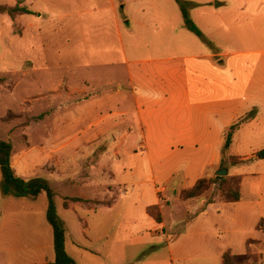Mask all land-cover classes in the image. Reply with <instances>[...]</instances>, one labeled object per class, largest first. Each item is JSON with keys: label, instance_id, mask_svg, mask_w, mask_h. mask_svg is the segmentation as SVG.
Returning a JSON list of instances; mask_svg holds the SVG:
<instances>
[{"label": "crops", "instance_id": "obj_1", "mask_svg": "<svg viewBox=\"0 0 264 264\" xmlns=\"http://www.w3.org/2000/svg\"><path fill=\"white\" fill-rule=\"evenodd\" d=\"M38 1L21 0L20 6L36 11L39 16L43 12L51 13L54 23L55 19L61 20L64 15L88 12L81 10L86 0H57L53 5L58 10L53 12L39 9V6L34 9V5H39ZM156 1L157 6L149 7L151 17L157 15L152 17L156 21L153 24L156 29L169 31L168 36L175 41L185 27L184 20L180 21V17L183 19L181 10L172 7L171 0ZM213 1H217L219 7H213L209 0L199 6L209 11L212 8L213 14L223 22L218 32L222 31L223 36L229 33L230 37L224 38L219 34L216 37L214 31L211 51L198 43L195 52L189 54L187 49H183L180 54L170 56L161 51L162 47L156 46L160 52H151L147 57H140L139 54L132 61L127 60L125 54L123 57L131 68L128 72L129 86L138 127L137 131L129 130L128 135L140 134L139 141L144 143L143 152L148 166L143 163L133 168L129 182L120 185L119 189L126 190L123 196H128L129 189L135 191L124 212L126 228L121 231L124 239L130 237L137 245L166 250L167 260L142 262L134 254L120 255L110 262L112 248L108 243L95 247L98 242L110 237V217L105 212L108 206L88 207L81 202H70L65 208L63 203L66 210L91 212V215H77L71 225L66 222V250L76 264H210L196 263L194 260L200 258L199 255H206L205 258L222 264L226 252L236 253L233 248L238 244L236 241L244 230L246 219H249L247 211L259 208L258 214L252 216L255 231L264 219L262 193L257 191L255 195L258 202H247L243 183L241 200L237 203L217 199L209 203L206 195L187 200L182 198L183 191L191 190L209 172L214 171L217 175L223 161L226 130L252 111H256L255 116L235 133L230 153V156L246 157L244 159L248 162L222 170H226L230 177H241L235 170L256 160V154L264 150V0H239L235 10L243 18L230 23L221 11L226 5L225 0ZM95 2V16L84 19L80 27L91 29L99 24L107 27L111 23L120 29L122 24L117 13L118 7L123 5L116 0ZM17 3L18 0H10L7 6H16ZM146 7H141V14H146ZM134 22V18L129 17L127 24ZM232 31L235 33L233 37ZM188 43L189 40L184 44ZM238 45L245 47L240 49ZM123 94L124 88L120 85L118 96ZM127 114L128 111L118 113L121 117ZM44 117L40 124L55 120L53 113ZM109 131L102 130L98 136ZM239 136L250 141L262 140V144L248 154L238 156L233 150L235 139ZM95 139L90 137L88 141ZM52 154L57 159L54 163L59 170L63 151L57 150ZM104 155L101 171H105ZM49 157L46 151L34 153L33 150H26L23 161L12 164L18 176L29 180L35 178V173L45 170ZM140 175H143L141 179ZM101 179L98 168L92 166L90 178L83 185L99 192L94 193V197H85L86 200L104 203L108 199L109 187L103 188L99 183ZM38 200L39 197L2 198L0 191V264H48L55 261L54 231L47 218V198L46 204L41 206L37 205ZM150 208L160 213V222L148 213ZM248 240L244 238L242 243L246 245ZM161 244L164 247H160Z\"/></svg>", "mask_w": 264, "mask_h": 264}, {"label": "rangeland", "instance_id": "obj_2", "mask_svg": "<svg viewBox=\"0 0 264 264\" xmlns=\"http://www.w3.org/2000/svg\"><path fill=\"white\" fill-rule=\"evenodd\" d=\"M18 1L20 5L21 0ZM55 1L39 0V5L33 8L39 6V9L53 12L58 10L53 5ZM171 1L172 7L179 11L180 6L176 0ZM181 1L188 8L193 22L201 29L204 39L183 27L175 41H171L169 31L156 29L153 24L156 21L152 17L157 15L151 17L149 13L150 6H157L156 0H116L123 5L118 7L117 13L122 24L120 29L111 23L107 27L104 24L91 29L80 27L84 19L95 16V0H86L82 5L81 10L87 13L64 15L61 20L55 19V23L52 21L53 15L47 12L39 16L35 11L31 12L32 15H18L14 18L0 13V136L13 145L12 162L23 161L22 156L26 150H33L34 153L46 151L50 154L45 170L33 176L51 185L56 193L57 212L68 225L75 222L77 215H91V212L82 209L66 210L63 203L67 199L73 197L92 204L99 203L85 199L94 197V193L99 191L83 185L90 178L91 167L98 168L102 176L99 183L103 188L108 186L110 191L108 199L103 203L109 208L105 212L110 217V237L98 242L95 247L108 243L112 248L110 262L120 255L136 254L142 262L166 261L168 257L167 251L162 248L154 250L150 245L133 243L130 237L124 239L121 231L126 228L124 212L135 191L129 189L128 196H123L126 190L119 189L120 185L129 182L133 168L143 163L148 166L143 152L144 143L139 141L140 134L136 132L128 135L129 130L137 131L138 127L133 112L132 89L129 86L128 72L131 68L123 61L124 54L127 60L132 61L139 54L140 57H147L151 52H160L159 47H156L160 46L166 55L176 56L183 49H187V54L194 53L198 43L204 44L211 51L214 31L216 37L218 34L224 38L230 37L229 33L223 36L222 31L218 32L223 22L213 14L212 8L209 11L199 6L207 0ZM238 1L225 0L226 5L221 11L229 23L243 18L235 10ZM9 2L0 0V5L7 6ZM209 2L216 7L217 1ZM124 4H127L125 8ZM145 5L148 10L143 15L141 7ZM129 17L135 20L131 25L127 24ZM180 21H183L181 17ZM35 24L40 27L37 28ZM240 33L243 34L241 28ZM233 35L234 31L231 37ZM187 40L189 43L184 44ZM242 47L245 46L240 49ZM120 85L124 88V94L118 96ZM122 111H128L129 114L121 117L118 113ZM52 113L55 119L52 123L40 124L45 115ZM255 114L252 111L243 119ZM109 129L105 135L98 136L102 130ZM90 137L96 139L88 141ZM260 144L262 140L250 141L239 136L235 139L233 151L238 156H244ZM57 150L63 151L59 170L54 163L57 159L52 157V153ZM231 151L232 148L228 152L222 149L224 162L220 170L234 166V159L242 161L238 165L248 162L244 159L246 157L230 156ZM103 155L104 169L108 174L100 170ZM235 171L242 175L240 178L247 202L259 201L255 196L257 191L262 193L264 199V159H256ZM142 177L140 175L139 179ZM216 177L220 176L211 171L204 178L216 181ZM225 177L231 180L236 176ZM216 182L205 194L209 200H219L218 187L221 182ZM42 204H46V194L39 196L37 205ZM258 209L256 207L251 212L247 211L246 217L249 219H246L244 230L239 233L236 241L238 244L233 248L236 253L231 251L233 256L238 257L233 259V264H264V221L261 226L258 224L259 233L253 228L252 216L258 214ZM153 214L160 217L157 211ZM244 238L251 240L244 245ZM199 256L194 260L196 263L221 264L215 259L205 258L206 255Z\"/></svg>", "mask_w": 264, "mask_h": 264}, {"label": "trees", "instance_id": "obj_3", "mask_svg": "<svg viewBox=\"0 0 264 264\" xmlns=\"http://www.w3.org/2000/svg\"><path fill=\"white\" fill-rule=\"evenodd\" d=\"M19 2L20 1H18V4L16 6L0 5V13L6 14L11 18H14L18 15H32L31 11H29L26 7H21L19 5ZM176 2L180 6L186 29L194 33L199 38L204 39L203 33L191 19L188 8L185 6V4L181 0H176ZM253 117L254 116L248 119L242 118L226 130L223 145L224 152H228L231 150L235 133L242 127L243 124L251 120ZM12 157L13 145L9 142L4 141L0 136V191L2 198L36 199L40 195L46 194L47 218L54 231V248L56 253L55 261L48 264H76L75 260L68 254L66 250V237L68 228L66 222L60 217L57 212L55 203L56 193L54 192L51 185L42 178H33L26 180L18 176L12 164ZM255 157L257 159L263 160L264 150L259 151ZM223 162L224 161H222L221 163L222 165ZM241 162L242 161L234 159V161H232V164L235 166ZM217 180L221 182L218 187V197L220 201L225 203H237L241 200L242 180L240 176L233 177L231 180H228L226 177H216V181ZM216 181L202 178L191 190L183 191L182 198L187 200L203 196L210 190L212 185L217 184ZM212 201L213 200H210L209 203H212ZM70 202H81L88 207L93 205L107 206L103 203L92 204L89 201H82V199L80 198H69L64 203L65 208L69 207ZM154 211H156L155 208L148 209V213L152 215V217H154L157 222H160L161 218L158 216H154ZM263 221V219L260 221L259 226L262 225ZM236 258L238 259V257L231 254V251H228L222 257V264H233L232 261ZM239 258L243 259L244 257Z\"/></svg>", "mask_w": 264, "mask_h": 264}, {"label": "water", "instance_id": "obj_4", "mask_svg": "<svg viewBox=\"0 0 264 264\" xmlns=\"http://www.w3.org/2000/svg\"><path fill=\"white\" fill-rule=\"evenodd\" d=\"M216 7H219V4L218 3H216ZM217 175L220 176V177H225V176L228 175V172L226 170H221V171H219L217 173Z\"/></svg>", "mask_w": 264, "mask_h": 264}]
</instances>
